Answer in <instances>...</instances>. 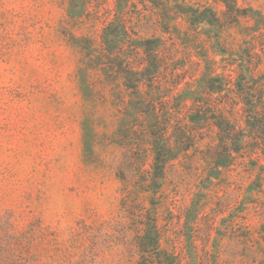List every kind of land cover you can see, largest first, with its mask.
<instances>
[{
    "label": "rangeland",
    "instance_id": "rangeland-1",
    "mask_svg": "<svg viewBox=\"0 0 264 264\" xmlns=\"http://www.w3.org/2000/svg\"><path fill=\"white\" fill-rule=\"evenodd\" d=\"M128 1L117 14L116 0H0V264H143L148 213L160 228L149 264H264L260 148L244 145L210 176L216 127L188 119L202 96L207 112L244 126L232 90L246 74L264 84V0H169L209 8L213 23L165 22ZM123 15L133 38L160 40L158 70L138 87L148 105L156 94L152 111L104 69L103 28ZM205 76L223 90L208 92ZM154 124L174 150L155 192Z\"/></svg>",
    "mask_w": 264,
    "mask_h": 264
},
{
    "label": "trees",
    "instance_id": "trees-1",
    "mask_svg": "<svg viewBox=\"0 0 264 264\" xmlns=\"http://www.w3.org/2000/svg\"><path fill=\"white\" fill-rule=\"evenodd\" d=\"M142 1L150 3L151 6L160 9V11L162 10L165 22L172 17L170 16L171 13L186 14L188 16L187 19L191 20V23L203 21L213 23L216 19L214 18V12L209 8L198 10L184 7L181 4L172 6L169 0ZM127 2L129 1L116 0L117 14L119 12L125 14L124 10L128 4ZM70 4L71 13L76 15V10L82 5L80 6L74 1ZM208 13L210 16H206ZM207 17L213 18L208 20ZM133 35H136V32L127 25L125 16L117 22L115 20L109 22L103 28L101 35V57L107 62L104 65L106 66L104 69H109L112 72V81L122 78L125 90H130L129 95L131 98L135 97L132 104L133 107L136 110H142L141 107H147L152 111L156 94L150 89L151 103L148 105L145 102V98L139 93L138 87L139 83L143 84V81H147L149 84L158 70L159 64L156 52L159 48L160 40L156 37L136 39L133 38ZM242 69L244 68L242 67ZM247 75H244L246 78L243 77L242 80H239L236 88L232 90L234 98L238 99L235 102L242 104L244 126L237 128L235 124L217 115L216 112L215 114L207 112L212 107L202 96L196 98L194 107L190 108L191 112L188 115V119L194 126L199 128V126L211 120L213 123L211 124L216 127L217 145L213 154L210 152L211 155H208L210 159V176H217L220 173V168L230 166L233 163L235 153L237 154L243 149L244 145L260 148L264 161V84L256 88V82L254 80L248 81L249 75L248 77ZM202 79L208 92H220L223 90L224 84H221V77L205 76L200 78V80ZM164 126L166 125L164 124ZM165 129L162 124H154L149 129L150 142L154 154L151 169L148 171L149 182L147 189L153 192L160 187L159 180L163 177L167 160L174 157V150L168 144L164 132ZM247 139H250L251 142H247ZM183 149L186 150L187 148ZM260 170L264 172V164L260 166ZM138 223L142 226L143 234L139 236L137 245L142 253L143 264H149L152 263V260L147 258V253L151 256L155 253H160L158 250L160 228L156 225L155 218L150 213L142 217ZM147 260L150 262H147Z\"/></svg>",
    "mask_w": 264,
    "mask_h": 264
}]
</instances>
